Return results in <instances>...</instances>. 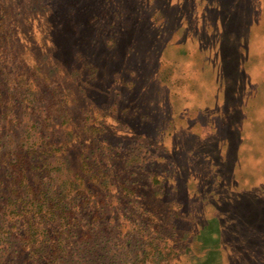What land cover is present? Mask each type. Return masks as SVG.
<instances>
[{
	"label": "rangeland",
	"instance_id": "obj_1",
	"mask_svg": "<svg viewBox=\"0 0 264 264\" xmlns=\"http://www.w3.org/2000/svg\"><path fill=\"white\" fill-rule=\"evenodd\" d=\"M71 3L58 42L99 69L73 116L134 172L100 191L123 204L100 264H264V0Z\"/></svg>",
	"mask_w": 264,
	"mask_h": 264
},
{
	"label": "trees",
	"instance_id": "obj_2",
	"mask_svg": "<svg viewBox=\"0 0 264 264\" xmlns=\"http://www.w3.org/2000/svg\"><path fill=\"white\" fill-rule=\"evenodd\" d=\"M66 1L0 0V264H100L108 227L122 234L123 204L109 209L100 191L122 188L119 176L132 169L88 155L102 130L73 111L99 69L76 40L69 54L59 43V34L70 41L64 29L75 5Z\"/></svg>",
	"mask_w": 264,
	"mask_h": 264
}]
</instances>
